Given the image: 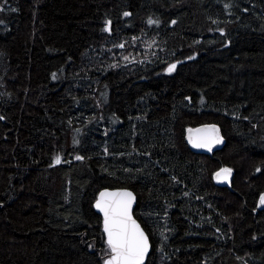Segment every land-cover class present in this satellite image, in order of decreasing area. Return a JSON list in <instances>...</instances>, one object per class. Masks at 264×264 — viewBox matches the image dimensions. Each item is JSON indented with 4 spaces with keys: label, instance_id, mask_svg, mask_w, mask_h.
Listing matches in <instances>:
<instances>
[{
    "label": "trees",
    "instance_id": "1",
    "mask_svg": "<svg viewBox=\"0 0 264 264\" xmlns=\"http://www.w3.org/2000/svg\"><path fill=\"white\" fill-rule=\"evenodd\" d=\"M104 189L144 264H264V0H0V264H104Z\"/></svg>",
    "mask_w": 264,
    "mask_h": 264
},
{
    "label": "snow or ice",
    "instance_id": "2",
    "mask_svg": "<svg viewBox=\"0 0 264 264\" xmlns=\"http://www.w3.org/2000/svg\"><path fill=\"white\" fill-rule=\"evenodd\" d=\"M228 7V5H225ZM128 13H125L127 16ZM151 25L158 21L148 20ZM108 31L109 28L104 29ZM123 47V45H120ZM127 59V57H125ZM176 65H170L168 71L175 69ZM55 78V74H53ZM191 131V130H189ZM200 131V130H197ZM215 142H219L217 138ZM193 147L209 146L207 142L192 141ZM80 159V157H76ZM60 157L57 156L55 163H60ZM230 169H222L216 173L219 178L223 173V178L226 179L230 173ZM105 197H115L118 199L105 200ZM132 194L130 192L121 193H100V199L97 200L96 207L104 214V232L107 235L108 250L104 264H143L144 256L148 251V241L143 231H141L135 220L129 214L131 207ZM261 203H264V197L261 198Z\"/></svg>",
    "mask_w": 264,
    "mask_h": 264
},
{
    "label": "water",
    "instance_id": "3",
    "mask_svg": "<svg viewBox=\"0 0 264 264\" xmlns=\"http://www.w3.org/2000/svg\"><path fill=\"white\" fill-rule=\"evenodd\" d=\"M221 34H223V31L220 32ZM191 130V131H189ZM200 130V131H197ZM219 139V142H215L216 139ZM192 141H196V142H207L208 144H210L209 146H205V147H193V143ZM185 142L187 144V146L189 147L190 151H192L195 154H204V155H208L211 154L212 152L220 149L223 144H224V139L220 133V129L217 125L215 124H203L194 128H190L186 131L185 133ZM221 170L217 171L216 173L220 172ZM216 173H214L213 175V180L214 183L220 187H230L231 182H232V177H233V172L230 171V173L227 175V178L224 179L223 176L224 174H221V177H217ZM105 192V193H121V192H130L132 194V200H131V207L129 209V214L131 215L132 219L135 220L136 224L139 225L141 231H143L145 237L147 238L148 241V251L146 252L145 256H144V260H143V264L146 262L150 252H151V244L149 241V238L146 234V232L144 231V229L142 228V226L140 225V223L134 218L133 216V210L135 208L136 205V196L135 194L128 189H104L102 190L100 193ZM100 193L97 196V200L100 199ZM264 197V194H262L260 196L259 202L261 206H264V203H261V198ZM106 201L107 200H112V199H118L115 197H105L104 198ZM97 203V201H96ZM95 209L96 212L102 217V229L104 232V214L99 211L95 205ZM105 235V240H106V244H107V235L104 232ZM108 258V256H107ZM106 258V259H107Z\"/></svg>",
    "mask_w": 264,
    "mask_h": 264
},
{
    "label": "flooded vegetation",
    "instance_id": "4",
    "mask_svg": "<svg viewBox=\"0 0 264 264\" xmlns=\"http://www.w3.org/2000/svg\"><path fill=\"white\" fill-rule=\"evenodd\" d=\"M262 207H264V206H262Z\"/></svg>",
    "mask_w": 264,
    "mask_h": 264
}]
</instances>
